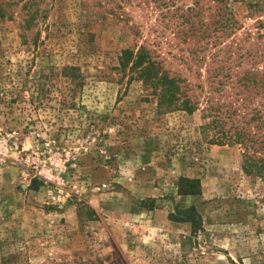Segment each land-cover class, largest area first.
Here are the masks:
<instances>
[{
	"label": "rangeland",
	"instance_id": "1",
	"mask_svg": "<svg viewBox=\"0 0 264 264\" xmlns=\"http://www.w3.org/2000/svg\"><path fill=\"white\" fill-rule=\"evenodd\" d=\"M0 9V138L63 167L57 186L23 161L0 162V264H264V180L242 171L241 147L210 143L200 109L164 111L119 64L144 45L203 89L207 68H230L215 96L257 108L250 127L263 135L264 0ZM246 71L261 83L247 93ZM181 176L199 179L194 194L177 193Z\"/></svg>",
	"mask_w": 264,
	"mask_h": 264
},
{
	"label": "trees",
	"instance_id": "2",
	"mask_svg": "<svg viewBox=\"0 0 264 264\" xmlns=\"http://www.w3.org/2000/svg\"><path fill=\"white\" fill-rule=\"evenodd\" d=\"M119 64L124 69L128 68L131 76H136L142 81L144 87L149 90V94L155 96L158 106L164 111L182 110L192 113L200 109L204 120L201 125L202 130L206 135L208 132L211 133L208 141L220 145H239L242 150V171L248 176L264 180V134L257 135L250 127V123L254 120L259 121L263 118L261 112L257 108L249 107L250 99L245 104V109L249 107V110L239 112L241 110L239 107H234L233 104L224 100L219 102L215 96L217 92L226 90V83L216 82L217 86H215V81L221 76L230 79L232 74L230 68H207L206 72L209 75L204 80L208 81L206 83L209 85L203 89L202 86L191 84L185 77L178 74L170 75L154 52L144 45H139L136 50H122ZM237 80L242 82L241 86L246 93L249 83L255 86L258 84V87L261 85L248 71L243 72ZM192 85L199 88V93H195ZM242 100H244L243 97ZM198 185V178L181 176L177 184V193L194 194ZM185 219L197 224L192 215H185Z\"/></svg>",
	"mask_w": 264,
	"mask_h": 264
},
{
	"label": "built area",
	"instance_id": "3",
	"mask_svg": "<svg viewBox=\"0 0 264 264\" xmlns=\"http://www.w3.org/2000/svg\"><path fill=\"white\" fill-rule=\"evenodd\" d=\"M12 160L23 161L31 170L32 176L45 183L54 182L57 186L63 183L60 173L63 169L59 160L49 159L42 163V150L39 147L24 148L10 138H0V162Z\"/></svg>",
	"mask_w": 264,
	"mask_h": 264
}]
</instances>
